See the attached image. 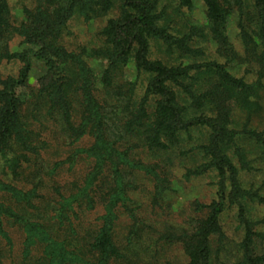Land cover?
Wrapping results in <instances>:
<instances>
[{
    "label": "trees",
    "instance_id": "1",
    "mask_svg": "<svg viewBox=\"0 0 264 264\" xmlns=\"http://www.w3.org/2000/svg\"><path fill=\"white\" fill-rule=\"evenodd\" d=\"M202 2L203 27L181 33L158 0H30L21 17L0 0V65H18L14 76L0 72V264H224L226 211L240 233L233 264H264L251 215L264 209V188L241 180L264 160V129L250 127L264 111V0ZM111 14L97 44L68 49L71 20ZM232 14L256 69L250 84L195 46L207 37L230 51ZM235 110L246 116L239 129ZM186 161L182 179L213 174L214 197L188 202L180 222L163 219L173 168ZM145 192L144 205L134 195Z\"/></svg>",
    "mask_w": 264,
    "mask_h": 264
},
{
    "label": "rangeland",
    "instance_id": "2",
    "mask_svg": "<svg viewBox=\"0 0 264 264\" xmlns=\"http://www.w3.org/2000/svg\"><path fill=\"white\" fill-rule=\"evenodd\" d=\"M192 2V9L187 10L185 7H179L176 0H158L159 7L164 8L166 13L174 20V26L181 33H186L190 26L197 28L203 27L204 22V5L202 0H190ZM11 7L12 13L17 17H21L19 9L22 5L30 6V0H8ZM113 14L107 16L103 20H97L94 22H84L81 19H73L68 24V36H66L65 43L68 49L72 50L81 45H95L97 44V34L99 30L104 26L106 20L112 17ZM194 33V32H193ZM196 36V35H195ZM195 46L203 50L204 56L201 60H215L225 65L226 70L229 74L235 78H241L246 83H253L256 80V69L251 64L243 61V47L238 36V30L236 28V16L232 14L229 17L227 25V43L230 47L225 53L218 52V47L215 43L211 42L207 37H194ZM19 39H15L12 42V49H17V43ZM157 56V50L155 47L151 49V58ZM17 64H5L0 65V72L3 76H14L17 72ZM93 68L96 73L99 72L100 68L93 64ZM40 66H34L31 74L32 81L35 80L41 74ZM127 74L132 78L135 77V71L132 66L126 70ZM137 96L140 97L144 91V84L140 83L137 87ZM262 95V106L264 109V90ZM246 120L245 113L235 110L233 113V123L236 129L241 128ZM251 128H256L258 131L264 129V111L261 115L254 116L250 123ZM198 133L194 134V137H199ZM248 159L254 160L255 155L248 156ZM177 165L173 168L175 174L174 187L171 191L167 192L160 201V208L157 213L164 216L168 220L180 222L187 214H189L188 202L194 200L200 203H208L215 194V182L216 178L213 174H207L198 178H192L188 181L182 179L181 175L184 173V167L188 166L189 163L177 162ZM254 170L251 172L241 173V180L244 185L253 184L255 187L264 188V160H256L252 162ZM181 177V179H180ZM178 178L180 180H178ZM148 184L146 185V187ZM134 197L142 204L147 202V194L138 193ZM252 218L258 222L257 228L264 231V209L261 207H253L251 211ZM222 226L229 239L230 247L228 252L222 258L224 264H233L235 261V243L239 242V231L236 229V222L234 221V215L232 211L224 212L222 216ZM12 237L15 243V255L19 249L20 236L15 231L12 233ZM180 252L174 250L171 252V256L180 258ZM179 260H182L180 258ZM8 264V262L6 263Z\"/></svg>",
    "mask_w": 264,
    "mask_h": 264
}]
</instances>
